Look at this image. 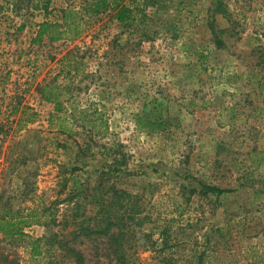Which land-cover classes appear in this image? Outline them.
<instances>
[{
	"label": "rangeland",
	"instance_id": "1",
	"mask_svg": "<svg viewBox=\"0 0 264 264\" xmlns=\"http://www.w3.org/2000/svg\"><path fill=\"white\" fill-rule=\"evenodd\" d=\"M84 4L0 0V216L24 234L0 230V264H75L55 236L84 264H120L112 238L76 224L113 189L140 218L129 264H264V0H162L128 25ZM68 7L63 38L32 44ZM83 109L103 114L104 136ZM75 181L87 197L64 225L74 209L57 202Z\"/></svg>",
	"mask_w": 264,
	"mask_h": 264
},
{
	"label": "trees",
	"instance_id": "2",
	"mask_svg": "<svg viewBox=\"0 0 264 264\" xmlns=\"http://www.w3.org/2000/svg\"><path fill=\"white\" fill-rule=\"evenodd\" d=\"M125 1L126 0H84L85 4L82 8V11L84 13H88L91 16H96L100 13H109L113 20L123 25H128L135 21H142L148 18L144 11V8L148 5L154 6L162 0H128L134 3L132 6H130ZM136 2L140 3L136 4ZM48 3L49 0H45L46 7ZM78 13V10H76L75 8L68 7L63 11L62 23H53L49 21H44L40 23L35 33V36L32 38V44H40L43 41V38H46L49 42H54L62 39L66 29L70 28V24L73 23L75 18H77ZM218 43L220 42L218 41ZM46 89L52 91H50L51 95L44 94ZM53 91H56V88H47L46 86H44V88H42L43 98L47 101H51L54 103L56 112H61L63 108L62 104L56 100ZM87 111V109L80 110V113L83 114L84 120H86L85 125H87L88 129L92 132L94 136H104L107 132V122L106 119H103V114L100 111L93 110L91 113L95 116L88 119L86 117ZM136 124L138 126H142V128L146 131H154L162 128V124L160 122H151L148 120H143L141 118L136 119ZM84 150H88V146H86ZM111 188L112 186H109L107 188L99 186L98 191H100L101 194H105ZM207 189L209 192L216 194H222L223 192H225L224 190L212 186H208ZM113 193L116 194L117 197L115 201H96V204L98 205L97 214L93 216H84L82 219H79L76 224L80 227V234L82 233L86 236H108L112 238V243H115L114 253L118 263L129 264V262L124 256V250L121 247L122 241L127 234V230H125V228L127 227V221H137L140 218H135L136 216L132 208L128 209V205L130 202L129 199H119L121 196L123 198L124 196L128 197V195H119L117 194L118 192L115 189H113ZM79 197H83L86 199V188L81 187V184L75 181L66 193L65 198L62 199L61 202H57L62 203L63 201H66L68 204H72L71 209H74L73 216H71L69 220H63L64 225H68L71 220L75 221L76 217L80 215L79 210L80 205H82V202H80ZM93 201L94 200H92V202ZM90 202L91 201H89L88 203ZM96 215L100 216L97 217ZM22 221L19 220L18 222H16L14 220H4V216H0V230L9 235L16 233L19 236H23L24 234L18 228V224ZM26 221L27 220L25 219V222L23 223L28 225L30 222ZM6 226L10 228L4 229V227ZM113 227L116 228V235L114 236L113 232L109 233ZM50 241H48V244L50 246H52L54 243H58L62 248H64L66 252L73 257L75 264H84L83 257L79 251H76L69 246H62L61 240H57L56 236L54 239H52L51 242ZM33 251V253H36V255L40 254L38 246L35 244Z\"/></svg>",
	"mask_w": 264,
	"mask_h": 264
}]
</instances>
